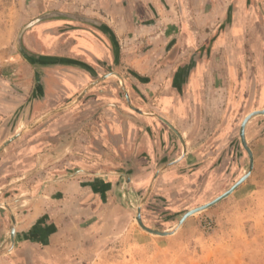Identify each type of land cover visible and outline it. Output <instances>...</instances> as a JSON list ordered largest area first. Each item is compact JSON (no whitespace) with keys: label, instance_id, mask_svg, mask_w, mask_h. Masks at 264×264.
<instances>
[{"label":"rangeland","instance_id":"374dc122","mask_svg":"<svg viewBox=\"0 0 264 264\" xmlns=\"http://www.w3.org/2000/svg\"><path fill=\"white\" fill-rule=\"evenodd\" d=\"M235 1L236 7L242 1V8L247 10V16L235 19L241 32H233L241 35L244 50L238 56L241 67L236 71L237 82L225 68L216 78L218 95L210 109L220 115L211 118L212 125L222 126L221 131L217 128L222 138L219 150L214 155L213 150L206 153L209 144L205 140L213 135L200 131L190 145L191 159L180 165L160 164L139 152L141 134L137 131L161 119L143 114L145 85L141 79H134L133 73H127L126 82H121L118 74L104 78L87 74L88 82L65 100L57 91L58 83L64 79L83 83L85 80L76 74L78 68L41 67V87L36 89L35 73L19 54L16 40L26 23L57 11L56 6L43 9L39 0L34 5H29V0H0V205L6 204L16 225L21 226L23 217L37 207L39 211H46L48 206L52 211L65 209L64 204L52 206L54 201L44 193L45 187L57 180L72 176L86 185L88 179H95L98 189L104 186L108 190L105 198L83 192L76 203L66 205L75 213L58 212L50 219L60 229L50 251L43 253L40 249L38 254L30 246L15 245L0 258L2 264H11V257L16 264H264V115L253 118L245 128L253 168L229 197L188 217L168 237L150 235L135 221L137 206L142 202L145 227L171 230L184 214L223 194L249 168L239 126L246 115L264 109V0ZM232 7L225 22L217 23L215 29L233 23ZM60 9H64L59 11L62 13L81 15L72 5ZM45 23L52 25L49 34L45 31L50 43L58 44L62 52L72 48L74 31L81 24L66 20L37 23L25 31L23 44L29 47L30 39H41ZM250 35L258 49L252 62L245 53ZM25 49L44 54L40 44ZM189 55H179L181 62L188 64L183 65L184 70L166 68L167 76L176 73L172 90L180 95L188 89L187 78L195 66L196 55L185 58ZM200 88L204 93L211 89L206 83ZM105 94L114 95V107L101 105L98 97ZM225 113L230 117L226 118L229 132L224 137L226 127L220 123ZM204 124H208L206 120ZM114 132L119 133L118 141ZM38 221L41 223L42 218ZM9 232L10 219L0 208V248L8 246ZM28 233L20 231V238Z\"/></svg>","mask_w":264,"mask_h":264},{"label":"crops","instance_id":"0c3cea01","mask_svg":"<svg viewBox=\"0 0 264 264\" xmlns=\"http://www.w3.org/2000/svg\"><path fill=\"white\" fill-rule=\"evenodd\" d=\"M29 2V5H34L35 0H29ZM242 4L241 1L238 4L240 7L238 5L236 7L234 0H39L41 8L50 9L56 6L57 12L63 11L64 9L60 7L66 5L76 7L83 17L106 25L111 30L115 42L113 46L101 32L80 25L74 31L75 40L72 48L62 52L58 44L50 43L45 31L48 32L49 26L52 25L45 23L40 35V47L44 49L42 53L45 56L71 58L90 66L98 78L118 74L121 82H126L129 80L126 75L131 72L134 79H141L145 85L142 89L144 92L143 114L149 118L159 117L160 123L163 124L154 121L155 124L145 125L141 132L137 131L139 135L141 134L138 143L139 152L145 157L152 156L160 164L180 162V165H185L191 159L190 145L197 140L195 133L201 131V133L213 135L205 140L206 144H209L205 148L206 153L213 150L212 155H214V152L219 150L222 138L218 133L222 130V126L212 125L211 118H219L220 115L210 107L216 101L215 96L218 95V89L214 86H217L215 82L221 68L229 71L234 82H237L235 81L238 76L236 71L241 67L238 65L240 64L238 56L244 48L242 50L240 46L241 35H233V32L240 29L235 19L241 20L247 14ZM230 5H233V23L224 29L220 26L215 29L217 23L221 25L225 22ZM251 39L252 35H250L249 46L245 47V53L250 55V62L252 59L256 60L258 54L257 46L252 44ZM186 53L191 55L185 58L196 55L195 66L187 78L188 89L180 95L175 93L174 89L172 90L177 82L176 73L167 76L166 68L184 70L183 65L188 64L186 61L181 62L179 55ZM201 54L206 56L200 58ZM226 62L230 65H226ZM75 71L80 76V80L85 81L73 84L72 81L64 79L61 84L58 83L57 91L64 96L65 100L80 89L82 84L88 82L85 76L89 73L81 69ZM206 75L207 81L204 80ZM205 83L207 87H211L206 93L204 90H199ZM112 96L114 95L105 94L98 97L100 98L98 101L104 107L108 105L114 107L113 100L116 99ZM199 102L202 105H199ZM229 117L230 115L225 113L220 124H224L227 128L229 121L227 122L226 118ZM143 120L145 124L146 119ZM205 120L208 124H204ZM192 122L197 125L189 126ZM190 128L193 129L191 132L188 130ZM226 128L223 131L224 137L229 132ZM198 129L200 130L197 131ZM204 129L205 132H203ZM113 134L118 141L119 133ZM102 146L108 148L106 143H102ZM140 156L141 154L138 153L139 158ZM57 181L45 187L44 193H47V198L50 197L54 201L52 206L64 204L65 209L55 208L56 212L50 210L48 206L46 211L43 209L39 211L37 207L28 212L23 217L22 225L17 223L15 245L30 246L33 252L38 254L40 249H43V253H46V250L50 251L60 230L58 225L52 223L50 219L55 218L58 212L75 213L66 205L76 203L83 192H91L101 198H105L108 194L107 187L97 188L95 179H88L89 184L86 185L82 184L81 179L72 178V176L67 180ZM39 218H42L41 223L38 221ZM44 218H48L47 221ZM20 231L29 233L20 238ZM0 264H2L1 261ZM11 264H16L14 257H11Z\"/></svg>","mask_w":264,"mask_h":264},{"label":"water","instance_id":"95a60500","mask_svg":"<svg viewBox=\"0 0 264 264\" xmlns=\"http://www.w3.org/2000/svg\"><path fill=\"white\" fill-rule=\"evenodd\" d=\"M72 21L75 23H79L81 25H85L88 27H91L99 32H101L105 38L110 42L111 45H115L114 42V36L111 32V30L104 24L100 23L99 21L83 17L81 15H76V14H70V13H62V12H47L44 13L43 15L33 19L31 22L26 24L25 26L22 27L21 31L18 34L17 40H16V47L19 52V54L23 57V59L32 67L34 73H35V88L39 89L41 87V80L38 77V68H45V67H53V66H66V67H73V68H78L81 69L87 73H91L97 77L96 73L92 70V68L80 61H77L75 59L71 58H65V57H55V56H45V55H37L35 53H32L30 51H26L23 47V42H22V37L29 28L33 27L37 23L44 22V21ZM192 64V63H191ZM190 64V65H191ZM264 115V109L258 110V111H253L252 113L248 114L245 116L239 126V140L240 143L243 147V149L246 151V153L249 156V168L248 170L244 173L240 179H238L227 191H225L223 194L218 196L217 198L213 199L209 203L202 205L200 207H197L195 209H192L188 211L186 214L183 215V217L178 221L176 226L168 231H155L152 229H149L145 227L142 223L141 219V205L142 202L137 206L136 213H135V221L139 228L143 230L144 232L158 236V237H168L173 234H175L183 222L190 216L200 213L203 211H206L207 209L213 207L217 203L221 202L222 200L226 199L229 197L242 183H244L247 178L249 177L252 168H253V157L252 153L247 147V143L245 140V128L249 121H251L255 117L263 116ZM125 181L127 179V183L129 182V179L127 177H124ZM0 208L4 209L6 214L8 215L10 219V232H9V237H8V246L7 247H1L0 248V258L6 256L9 254L15 247V233H16V221L13 215L12 210L6 205V204H1Z\"/></svg>","mask_w":264,"mask_h":264},{"label":"flooded vegetation","instance_id":"af4514ba","mask_svg":"<svg viewBox=\"0 0 264 264\" xmlns=\"http://www.w3.org/2000/svg\"><path fill=\"white\" fill-rule=\"evenodd\" d=\"M31 22V21H30ZM26 24H28V23H26ZM35 41V42H34ZM28 42V41H27ZM29 43L31 44V46L32 47H34V45H39L40 43H41V40L39 39H32V40H29ZM38 43V44H37ZM33 44V45H32ZM28 43L26 44V43H24V46H25V48H29V47H31V46H29L28 47ZM36 50H37V48H35ZM42 51V50H41ZM41 55H45V54H41Z\"/></svg>","mask_w":264,"mask_h":264},{"label":"bare ground","instance_id":"6f19581e","mask_svg":"<svg viewBox=\"0 0 264 264\" xmlns=\"http://www.w3.org/2000/svg\"><path fill=\"white\" fill-rule=\"evenodd\" d=\"M23 42V41H22ZM23 47H24V44H23ZM25 49V48H24ZM26 50V49H25ZM27 51V50H26ZM247 116V115H246ZM126 181H127V179H126Z\"/></svg>","mask_w":264,"mask_h":264}]
</instances>
